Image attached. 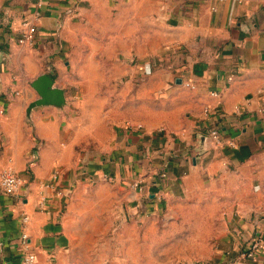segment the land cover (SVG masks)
I'll list each match as a JSON object with an SVG mask.
<instances>
[{
	"label": "crops",
	"instance_id": "obj_1",
	"mask_svg": "<svg viewBox=\"0 0 264 264\" xmlns=\"http://www.w3.org/2000/svg\"><path fill=\"white\" fill-rule=\"evenodd\" d=\"M34 1L0 0V172L26 178L18 196L0 190V260L26 264L31 251L47 264L106 228L121 214L87 212L82 196L104 173L100 201L119 208L126 192L135 220L161 215L178 238L164 264H227L264 239V0H43L36 18ZM25 15L33 46L16 42ZM44 72L65 102L29 109ZM56 170L67 191H46L41 209ZM241 264H264V245Z\"/></svg>",
	"mask_w": 264,
	"mask_h": 264
},
{
	"label": "rangeland",
	"instance_id": "obj_2",
	"mask_svg": "<svg viewBox=\"0 0 264 264\" xmlns=\"http://www.w3.org/2000/svg\"><path fill=\"white\" fill-rule=\"evenodd\" d=\"M74 31L79 36V41L73 44V50L80 68L84 52L80 39L81 26H76ZM104 181V178H99L85 189L82 195L87 199L84 209L93 214L119 212L121 215L115 216L113 220L107 219L106 228L78 237L69 251L49 260L47 264H164L169 246L178 239L168 235L167 222L161 220V215L154 216L155 219L135 220L136 217L130 215L131 205L126 200V192L122 193L123 199L119 208L113 205V201H100L104 198L98 194L97 186ZM100 193L109 196L107 190ZM168 209L164 208L162 213L168 212ZM137 211L142 212L139 207Z\"/></svg>",
	"mask_w": 264,
	"mask_h": 264
},
{
	"label": "built area",
	"instance_id": "obj_3",
	"mask_svg": "<svg viewBox=\"0 0 264 264\" xmlns=\"http://www.w3.org/2000/svg\"><path fill=\"white\" fill-rule=\"evenodd\" d=\"M34 11L33 16L36 18L39 15V7L43 4V0H35L34 3ZM37 25L33 18L30 16H23V18L20 20L19 26L16 29L17 30V36H16V42L18 44L27 45V46H33L35 43L36 38V28ZM186 86L193 87V84L190 82L185 83ZM213 95H216V92H212ZM209 107H206L204 109L205 115L209 114ZM5 113V107L3 105H0V114ZM131 126V125H130ZM136 128H141V124H136ZM161 130V129H160ZM208 135L210 139L214 142V144H221L222 138L220 130L217 126H211L208 128ZM232 144V142H230ZM161 178L165 176L164 172L160 173ZM103 178L105 180L112 181L113 176L108 173L103 174ZM59 180V171H54L50 178L46 181H43L40 183L41 192L39 195V199L37 202V205L39 208L44 209L46 208L47 201H48V194L46 191L51 190L55 194L61 196L66 193L67 189L64 187L59 186L57 181ZM26 182V178L24 174L16 171L12 166H7L0 172V190L2 193L8 196H18L21 192L22 187L24 186ZM132 187L141 191L145 186L142 181H134L132 183ZM29 221V216L25 213L21 215V224L25 226ZM19 243L23 247V249L27 250L28 248V234L26 232H22L19 238ZM264 245V239L261 236H255L252 238V240L249 242L246 249L241 250L236 257L229 260L227 264H241L243 262L249 261L251 258L254 257L256 252H258L260 249H262ZM36 260V254L27 251L22 256V261L26 264H31L35 262ZM0 264H10V262H7L5 260H0ZM169 264H185L180 262H170Z\"/></svg>",
	"mask_w": 264,
	"mask_h": 264
},
{
	"label": "water",
	"instance_id": "obj_4",
	"mask_svg": "<svg viewBox=\"0 0 264 264\" xmlns=\"http://www.w3.org/2000/svg\"><path fill=\"white\" fill-rule=\"evenodd\" d=\"M31 85L39 94V97L30 103L29 109L39 104L52 103L61 105L65 102L63 89L54 85V80L48 73L39 74L31 82Z\"/></svg>",
	"mask_w": 264,
	"mask_h": 264
},
{
	"label": "trees",
	"instance_id": "obj_5",
	"mask_svg": "<svg viewBox=\"0 0 264 264\" xmlns=\"http://www.w3.org/2000/svg\"><path fill=\"white\" fill-rule=\"evenodd\" d=\"M52 77V76H51ZM53 78V77H52Z\"/></svg>",
	"mask_w": 264,
	"mask_h": 264
}]
</instances>
